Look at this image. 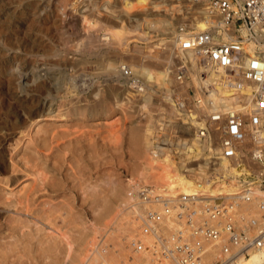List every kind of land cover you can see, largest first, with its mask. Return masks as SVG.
I'll list each match as a JSON object with an SVG mask.
<instances>
[{
    "label": "bare ground",
    "instance_id": "bare-ground-1",
    "mask_svg": "<svg viewBox=\"0 0 264 264\" xmlns=\"http://www.w3.org/2000/svg\"><path fill=\"white\" fill-rule=\"evenodd\" d=\"M68 2H69V0H59L56 4L57 11H59V9H58L59 7H62L61 13L64 14L63 9L65 11L64 6ZM167 2H168V4H167ZM114 3H116L120 6L119 11H113L112 10L113 8H115V6L113 5ZM88 4H91L93 6V10L91 9L92 10L91 12H89L88 14H85V11L83 8H87ZM161 4L167 5V7H162L163 8L162 9L163 14H161V12L159 13V11L156 13L153 11V13H155V14H152L153 18L151 20L148 18L145 19V17H144V21L142 23L138 24L139 27H142V29L140 28L142 30V32H141V34L138 35L139 37H142V40L147 41L148 39H150L149 33H150L151 29L154 32H159L161 34L160 36H162L160 38V41H162V42H160L159 44L157 43L156 45L152 46L154 49V51H152V53L143 54V52H142L143 58H147L150 61V62L148 61L150 64H148L147 67H142V69L140 70V69H137L135 66H133V64L128 63L129 61L126 62L124 60L123 61L121 60L120 62H118L116 64L112 61L107 60L105 72L107 71V74L110 76L112 74L117 75V77H115L116 78L115 81L116 80L118 81L120 77H123L124 69H126V67H128L131 70L132 76H135L136 78L139 79V83H138L136 90L134 92H136V94H138V95L135 94L136 99H137V101L142 102L141 108H144V109L147 106H150L149 103L152 102L151 97H152V95L154 96V93H152L153 88H151L150 83L155 84L157 82V85H160V87L161 86L163 87L162 89H160L161 94L163 92V94L165 96H167V94L169 92L171 93V95L169 97H167L168 98L167 100L168 101L170 100V101H169V103L167 102L168 104L165 103V104H167L166 105L167 107L165 108V110L167 111V115L171 118L170 120L173 119L174 123L170 122L173 124H175L177 122L181 123V120H183V122H185V120H186L187 123L193 125L194 127L198 126L194 117H191L189 119H181L175 110V98L177 97L176 94H180V93L184 92V90L190 85L195 87V93H196L195 98H196V100H198V102L195 103V105H197V107H199L197 109V115H200V113L207 115L206 113H208V115L211 116L212 114H215L217 112H225V111L230 110V109H236L240 112H243L244 114L249 113L248 111L251 108V102H250L251 97H252L251 92H252L253 88L251 86H245V85L242 88H239V90H240L239 92L241 94H243L244 96H247L246 99H243L242 102H239L238 101L239 100V98H238L239 94L236 93L233 83L230 84L229 81H227V80H225V78H223V75H222L223 73L218 69V67L211 66L210 64L203 66L202 62H199L196 59L193 51H188V50L187 51H179L177 48L178 37L179 36L183 37V35L179 34V30L178 29L176 30V28H174V30L172 32H170V28L173 26V23L170 21L171 19L169 17H172V14H174V13L177 14L178 12H180L179 7L182 6L181 4H185V5L191 4L190 8L189 9L187 8L186 11L184 12V13L188 12L189 14H191V17H193V20H192L193 24L188 23L186 25L187 31H194L196 33L197 32L198 33L204 32V30L206 31L207 30L206 28H208V24L213 23L215 17H212L211 15H209L210 16V18H209V16H208L209 13L207 12L208 10L204 4H202L196 0H79L76 4H72V6H70V7H71V11H73L74 13L78 12L79 22L81 24L80 31L83 32V34L86 36V39H87L86 40L87 44L84 47H86V48L90 47V46L93 47L94 45L102 47L104 45H107L108 47H110V46L111 47H110V50H107V51L105 50L106 53H110V52L114 53V49H115L114 46L115 45L117 48L119 47L118 49H120L121 47H124L123 45L128 40V37H129L128 35L130 33V30H131L123 22V19H121L120 14L122 13L123 16H124V14L128 16V15H130L131 11L135 8H139L140 10L145 12V11H147V7H149L150 5L153 6V8L160 10ZM80 5H81V7H80ZM82 9H83V11H82ZM102 9L109 13L108 14L109 17H112L113 19L117 20V21L113 20L115 26L111 25L110 27L109 26L106 27L105 25H103L105 28L100 27V26H99V28H97L98 25H96V24H98L99 21H97V17L95 18V16H96L95 12H96V10L100 11ZM60 10H61V8H60ZM89 11H90V9H89ZM216 24L217 23H215L214 25H216ZM92 29L94 32H97V33H98L97 30H103L104 31V33H101L102 36L97 35V37H99L98 39L100 40V41L97 40V44L94 43L95 38H94V34H92L93 32H91ZM105 29H107V30H105ZM97 33H95V34H97ZM163 35H166V36H163ZM186 36H189V35H186ZM233 36H234V33L229 34V33L224 32L223 37L221 39H214V40L216 41V43L221 44V43H224L225 41H229V39L233 38ZM167 38H169V40L166 41ZM95 41H96V39H95ZM101 41H103V42L105 41V43H103V42L100 43ZM93 43H94V45H93ZM252 45L253 44L249 42V43H246L244 47L246 50L249 51V50H251V48H253ZM8 47H9V45H8ZM174 49H177V53L179 54L180 58L185 59V60H187V63H190L187 65L188 67L190 66L189 68L192 71V73H190V75H191L190 81H185V82L180 83L176 79L174 80V76L171 73L170 68H169V66L171 64L170 58L173 55ZM86 51H85V53H86ZM98 51H97V53H98ZM138 51H139V49L136 48V46H134V50L132 51V53H135ZM90 52H92V51L90 50ZM127 52H131V51H127ZM129 55L132 56V54H130V53H129ZM133 55H135V54H133ZM135 56H138V55H135ZM136 59L138 61H140V58H136ZM85 62H87V61L85 60ZM55 63H52V64L57 65V68L48 67V68L38 69V66H37L36 69L31 68L28 72H24V69H22V67L21 68L16 67L17 69H14L12 66H10V68H6L8 70H4V72L1 73V75H0V172L4 171L6 174H8L10 172V171L8 172L9 166L6 167L8 164L5 165L7 160L5 162V159L3 156V153L6 151H4V150H3L4 152L1 151V148L4 146L3 145L4 142H6L8 139L6 136L7 131H10V130L13 131L16 128L18 130L25 128L28 131L30 129L31 125L33 126V124L37 118L43 117V116L44 117L49 116L50 112H54L56 110V107L59 106V105L56 106L57 100L54 101L53 97H49V92H51L50 90L54 89V91L58 90V92L60 93L59 89L61 87H64L65 77L67 75L65 76L64 73H62V70H65V69H60V64H58V63L55 64ZM61 66H63V65H61ZM93 68H95V67H93ZM153 70L156 71L155 74L157 72H159L160 75H162L163 79L162 80H155V79L151 78L150 77L151 73H149V72L153 71ZM201 70H203L205 72L206 77L201 78L199 76V72ZM67 77H69V76H67ZM193 82H194V84H197V86L194 85ZM237 82H238V80L234 81L235 84ZM169 85H171V89L169 88ZM141 86H142V88H141ZM69 89H70V87H68L66 90V93H63V94L64 95L68 94ZM111 91H112V88H111ZM55 92H57V91H55ZM124 92L130 93L129 89H127V88L124 89ZM109 93H110V91H109ZM111 94H112V92H111ZM186 97L190 100V98L188 96H186ZM116 98L117 97H115V99ZM73 102H74V100H73ZM101 103L102 102H100V104ZM57 104H61V103L58 101ZM76 104H78V103H75V105ZM105 104H107V103H105ZM73 106L74 105H72V106L70 105V107H73ZM103 106H104V103H103L102 107ZM106 106H108V105H106ZM77 107H78V105H77ZM77 107L70 108L68 111L69 112L73 111L72 113H74L77 110L79 111V109ZM97 108L98 107H96V109ZM85 109H86V107H85ZM85 109H83L84 110L83 112H85ZM103 110H104V108H103ZM163 110H164V108H163ZM98 111H100V110H98ZM112 111H114V108L110 106L108 109V113L110 114V113H112ZM65 112H66V110H65ZM78 113L81 116L80 111ZM148 115H150V114H148ZM162 118L163 117L161 114V117H158V120L159 119L162 120ZM164 118H166V117H164ZM164 118H163V121H160V122L165 123L166 121L164 120ZM167 119H169V118H167ZM150 122H151V124H150ZM110 127H111V125H110ZM154 127L155 126H153L152 121L148 120V121H145V124L143 125L142 129L140 127H136L131 134L132 146L136 152V159L138 160L137 161L138 163H137L136 169H135L136 176L134 178L129 179L126 186L122 185L123 187H120L119 185L121 183L118 184V188L114 187L115 184L112 185V182H108V183L105 182L107 186L102 187V192H103L102 194H104L103 197H100L98 195L100 193H98V192L95 193L93 191H90V193H88L89 194L88 198L91 199V201H92L91 203L99 205L100 211H98V212H97V210H96V212L94 211V213L92 215L93 219L91 221H89L90 223L88 225L86 224V222L85 223L81 222L83 232L79 233L78 237L75 238V237H72L71 235L64 234L63 238L66 241L64 243V249H63L62 253L59 252L60 255L62 254L61 259L55 258L52 260V258L50 256L51 254H55L53 252L55 250H57L56 244L54 246L49 245L47 248L42 249V252L40 253L39 256L46 262L45 264H118L121 260L124 262V264H154V261H156V258L154 256H152V254L148 250L149 245H152L153 236H152V234L148 235V234H145L143 232V228H144L143 221H144V218H146L148 212H159V213L162 212V209L164 208V204H162L160 202L159 198L165 199L166 202L169 203V208L172 211L170 214L173 215L174 212H173V208L171 207V204L177 203V200L179 199V196H181V195L182 196H190V195L200 196V195H204V194L210 195V196L222 195V196H231L229 198V199H231L233 197L232 195L237 194L239 192L240 184L238 182L237 177H235V174H237L238 170L234 169L233 166H231V168H229V166L231 165V164L229 165V162H225V164L229 165V166H227L224 169L222 168V170L220 171V174L222 177L221 180H216L214 177H209V175L206 174L205 168H204L206 162H197L198 165H197L196 172H193L191 174L189 173L190 171L188 170V163L196 161L202 157L203 158L206 157V156L204 157L206 147L204 146V144L202 143V140L197 135L196 130L190 129L189 126L187 125L186 128L188 131V135L186 134L187 136H184V137H182V135H181V139L179 141H177L176 147L174 148V150L176 152L172 153V150L169 149L170 147L160 146L159 144L154 143L159 138L157 136V134H155V131L153 130L156 128V127L155 128ZM25 129H24V131H25ZM55 131L57 132V130H55ZM14 132L15 131H13V133ZM41 132L47 134V136H45L43 134L44 137L40 140L39 143H37V138H35V137L32 138L30 136L28 137L30 139V140L28 139L29 143H31V145H33L34 148H36L38 153H40L43 150L42 148L47 146V144H48V146L46 147L47 150L45 149L46 152H48L52 148L57 147L56 149H58L60 147L58 145L55 147L52 146V144H55V143L57 144L59 142L58 140H57L58 142L54 141V137L57 136L56 133L53 134L52 130H51V132H47L43 129V127L38 128V133H41ZM68 132L70 133V131H68ZM76 133L77 132L75 131V133H72V135H74V134L76 135ZM27 134H28V132H26V135ZM168 134H170V133H168ZM168 134L166 135L167 138H169ZM10 136H12V135H10ZM67 137H69V136H67ZM67 137H65V138H67ZM71 137H73V136H71ZM68 140H69V138H68ZM110 140H112V139H110ZM70 141H72V138L70 139ZM73 141H74V139H73ZM167 142L170 143L171 145H173V143H174V142L171 143L169 141H167ZM8 143H10V142H8ZM29 143L25 145L26 148H24V149L28 150L27 145H29ZM88 143H89V141H88ZM70 144H73V142ZM17 146H18V144H17ZM71 148H73V147H71ZM80 148H82V147H80ZM15 149H17V148H15ZM36 150L34 149V151H36ZM57 151H58L57 153H61V151L59 149ZM46 152H44V153H46ZM66 152H67V149H66ZM27 153H28V151H27ZM41 154L42 153H40V156H41ZM62 154H64V153H61V155ZM45 155H47V154H45ZM67 155L69 156V154H67ZM81 155H83V154L81 153ZM73 156H74V154H73ZM48 158H46V159H48ZM62 158H63V156H62ZM62 158H61V160H62ZM75 158H76V156H75ZM24 159L26 160L25 155H24ZM24 159H22V160H24ZM37 159H38V156H37ZM46 159H44V160H46ZM68 159H71V158H68ZM65 160H66V158H65ZM32 162H33V160H32ZM80 162L82 163L81 160H80ZM39 163L42 164L41 161ZM25 164H26V162H25ZM34 164H36V163H34ZM34 164L32 165L33 167L35 166ZM45 164H47V162H45ZM36 165L38 166L39 164H36ZM59 165H61V164H59ZM77 166H78V164H77ZM34 168L37 169V167H34ZM59 168H60V166H59ZM14 169H16V167ZM54 169H56V168H54ZM12 170H13V167H12ZM25 170H27V169H25ZM69 170H70V168H69ZM72 170H73V168H72ZM39 171H41V169ZM49 171H46V172H49ZM79 171L81 173V170H79ZM187 171H189V172L186 173ZM198 171H200L202 173L201 176L197 175ZM46 172H44V173H46ZM31 173L34 174V172H31ZM0 174H2V173H0ZM36 174H38V170H37ZM61 174L62 173H60V175ZM44 175L48 176L47 173ZM83 175H84V173H83ZM40 177L42 178V175ZM7 178L8 177H6L4 179V178L0 177V184L8 185L9 180H11V182L14 180V178L10 177V175H9V179H7ZM46 178H44V179H46ZM55 178H56V176L54 174V178H52V180ZM58 180H60V179L58 178ZM66 180H68V179H66ZM62 181H63V179H62ZM84 181L87 182L86 179ZM92 181L93 180H91V182ZM212 181H213V183H212ZM15 182L17 183V181H13V184ZM91 182H89V186H90ZM35 183H36V181H35ZM69 183H70V180H69ZM38 184H41V183L38 182ZM56 184H57V182H56ZM62 185H61V188H62ZM29 186L31 187L32 185L30 184ZM142 186H144V190L141 189ZM40 187L42 188V186H40ZM66 187H68V186H66ZM66 187H64V188H66ZM22 188L24 190V186ZM64 188H62V189L65 191L66 189H64ZM70 188H71V186H70ZM76 188H78V187H76ZM29 189H32V188H28V190ZM78 189H80V188H78ZM78 189H73V190H75V192H77L76 190H78ZM27 191H25V193L28 196ZM53 191H51L50 193H52ZM80 191H81V189H80ZM142 191H144L143 195H146L145 199H142V197L140 195ZM11 192H13V191H11ZM32 192H33V190H32ZM32 192L30 193L29 196H32L31 195ZM44 192H45V190H44ZM48 192H49V190H48ZM54 192H57V191L55 190ZM85 192H86V190H85ZM37 193L39 194L38 190H37ZM18 194H19V192H18ZM18 194H16V196ZM35 194H36V192H35ZM27 196L24 197L23 199H21L23 196H20V200L18 199V201H15V199H13V200L15 201V203L18 202L17 204L23 205L22 203H24L23 207L29 208V202L30 201L28 202V200H30L31 198L30 197L28 198ZM34 197H35V195H34ZM63 197H65V196H63ZM98 197L101 198L100 203L98 201ZM12 198H14V197H12ZM7 200H10V199H8V197H7ZM13 200H10L11 204H12ZM37 200H34L33 202H35V201L38 202ZM68 200H70V199H68ZM3 201H4V199H3ZM4 202H6V201H4ZM43 202H45V201H43ZM63 202L65 203V201H62V203ZM69 202L70 201H68V203ZM48 203H49V201H48ZM91 203L89 205H91ZM11 204L10 203L7 204L6 205L7 208H9L8 206H10ZM69 204H71V202ZM69 204L67 206H69ZM100 204H102V205H100ZM2 205L3 204H1V206ZM64 205H66V204H64ZM33 206H36V205H33ZM46 206H47V204H46ZM59 206L57 205V206H55V208L56 207L59 208ZM5 207H4V209H5ZM99 207H97V208H99ZM32 208H34V207H32ZM60 208H62V207H60ZM253 208H255V206L250 207L249 205H245L244 203H241L239 206V209H238V213L243 215V216H246V215L248 216V215L255 212ZM0 209L2 210V208H0ZM9 209H11V208H9ZM9 209H5V210L8 211ZM14 209H16L15 205H14ZM1 210H0V212H1ZM58 211H60V209ZM21 212L16 211V212H12V214L13 213H19L20 214ZM25 212H26V210H25ZM34 212H35V210H34ZM23 214H25L24 211H23ZM27 215H29V214H27ZM14 216L16 217V214H14ZM37 216L35 217V219L38 218ZM52 217H54V216H51L50 218H52ZM59 217H61V216H59ZM22 218H24V217H21V219ZM4 219H6V218L4 217ZM19 219H20V217H19ZM45 219L48 220V217H46ZM27 220H28V218H27ZM161 220H164L166 223V219H161ZM161 220L157 221L155 223H152V225L155 226L157 232H160L161 234H163L166 239L170 238L174 233H176V230L181 227V225L179 223H176L174 221L173 222L170 221V219H168V217H167L168 223H166V224L164 222H162ZM2 222L3 221H1V216H0V232H1L2 228L6 226L7 229L6 228H4V229H6L9 232L8 237H10V238H13L14 234L18 233L22 228L25 229V227H26V225L22 222H21L22 224H21L20 228H18L17 222H14V221L12 222L10 220L7 222L6 225H4L5 223H2ZM27 222L30 223L29 221H27ZM32 223H30V224H32ZM74 223L76 224V222H74ZM36 224H38V223H36ZM76 226H78V225H76ZM24 229H23V232H24ZM28 229H26V230H28ZM59 232L60 231H58V233ZM69 232H71V231H69ZM0 235L2 236V234H0ZM35 235L36 234H34V236ZM31 236L34 237L33 235H31ZM39 236H37V237H39ZM15 237L18 238L17 236H15ZM16 238H14V239H16ZM137 240H139L143 244V248L139 252H134L132 250L130 244L132 243V241H137ZM17 241L24 242V241H22V239L17 240ZM36 241H38V239H36ZM26 243L27 242H25V244ZM34 248H35V246H34ZM28 249L27 248L24 249V250H26V252L20 254L19 255L20 258L25 256V255L27 256L28 254H30V256H31V253H29L30 251ZM16 253H20V249L18 248L17 244L10 243V244L0 245V264H5L6 260L9 258V256L13 257L12 254H16ZM130 257H132L133 259L129 263L128 261H129ZM34 258H36V256ZM30 259H33V258H30ZM34 261L36 262V259ZM262 263H264V257H262L260 254H255V253L251 254L249 257H246L240 261V264H262Z\"/></svg>",
    "mask_w": 264,
    "mask_h": 264
},
{
    "label": "rangeland",
    "instance_id": "rangeland-1",
    "mask_svg": "<svg viewBox=\"0 0 264 264\" xmlns=\"http://www.w3.org/2000/svg\"><path fill=\"white\" fill-rule=\"evenodd\" d=\"M58 1L59 0H0V75H1V73L4 72V70H8L6 68H10V66H12L14 69L22 67V69H24V72H28L31 68L36 69L37 66H38V69L48 68V67L57 68V65L52 64V63L56 62V63L60 64V69H65V70H62V73H64L65 76L66 75L69 76V77H67V76L65 77V85H64V87H61L59 89L60 93L58 92V90H55V91H57V92H55L54 89L50 90L51 92H49V97H53L54 101L57 100L56 106L59 105L62 109L58 106V107H56V110H55L56 112L55 111L50 112L49 116H46V117L43 116V117L37 118L35 120L33 126L31 125V127L28 131L25 128H22L20 130H18L16 128L13 130V131H15L14 133L12 130L7 131L6 136L8 139L6 142H4V144H3L4 146L2 145L3 147L1 148V151L2 152L6 151L3 153L5 162L7 160L5 165L8 164L6 167L9 166L8 172L10 171L9 173L8 172L7 173L10 175V177L14 178L13 181H17V183L15 182L13 184V181L11 182V180H9L8 185L0 184V203L3 204L2 205L3 207L0 204V208H2V210L0 209L1 210V212H0L1 221H3L2 223H5L4 225H6L7 222L10 220L12 222L13 221L17 222L18 228H20L22 223H24L26 225L25 229L22 228L18 233H16L17 235L14 234L13 238L8 237L9 232L6 230L7 229L6 226L2 228V230L0 232V234H2V236L0 235V245L15 243V244H17L18 248L20 249V253L12 254L13 257L9 256V258L6 260L5 264H26V263L27 264H45L46 262L39 255L42 252V249L47 248L49 245L54 246L55 244H56L57 250H55L53 252L55 254H51L50 256H51L52 260L55 258L61 259L62 254L60 255L59 252L62 253V251L64 249V243L66 241L63 238L64 234L71 235L72 237H75V238L78 237V234L83 232L82 231V223L86 222V224L88 225L90 223L89 221H91L93 219L92 215H93L94 211L95 212H96V210H97V212L100 211L99 205L91 203L92 201H91V199L88 198V196H89L88 193H90V191H93L95 193L98 192V193H100L98 195L100 197H103L104 194H102L103 193L102 187L107 186L106 183L112 182V185L115 184L114 187H117V188H118V184L121 183L119 186L123 187V186H126L129 179L134 178L136 176L135 169H136V165L138 163L137 162L138 160L136 159V152L133 149L132 142H131V134H132L133 130L136 127H140L142 129L143 125L145 124V121L151 120L153 123V126L156 127V128L154 127L155 129H153V130L155 131V134H157V129L160 127V125H162V124L163 125L164 124H173L174 123L173 119L170 120L171 118L167 115V111L165 110V108L167 107L166 105L170 101V100L169 101L167 100L168 99L167 97H169L171 95V93L169 92L167 94V96H165L163 94V92L161 94L160 89H162L163 87L162 86L160 87V85H157V82L155 84L150 83L151 88H153L152 93H154V96L152 95L153 98L151 97L152 102L149 103L150 106H147L144 109V108H141L142 102L137 101V99H136V96H135L136 92H132L131 90H129L130 93L124 92L125 87L121 83H119V81H117V80L115 81V79H116L115 77H117V75L112 74L110 76L107 74V71L105 72L107 60L112 61L116 64L118 62H120L121 60L122 61L124 60L126 62L129 61L128 63L133 64V66H135L137 69H140V70L142 69V67H147L148 64H150L149 63L150 61L147 58H143L142 52H143V54L152 53V51H154L152 46L156 45L157 43L159 44L160 42H162V41H160V38L162 36H160L161 34L159 32H154L151 29L150 33H149L150 39H148L147 41L142 40V37L138 36L142 32V30H141L142 27H139L138 24L142 23L144 21V17H145V19L148 18L151 20L153 18L152 14H155L158 11H159V13L161 12V14H163V10H162L163 8L162 7H167V5L161 4L160 10L155 9V8H153V6L150 5L149 7H147V11H145L146 13L143 12L142 10H140L139 8L133 9L131 11L130 15H128V16L125 14L123 16V14L121 13L120 14L121 19H123V22L127 25V27H129V29H131L130 33L128 35L129 36L128 40L123 45L124 47H121L122 49L121 48L118 49L119 47L117 48L115 45L114 46V48H115L114 53L113 52L112 53L111 52L106 53L107 50H110L111 46L108 47L107 45H104L101 47V46L94 45V43L97 44V40H99L98 39L99 37H97V35L102 36L101 33H104L103 30H97L98 31V33H97V32H94L92 29L91 32H93L92 34H94V38L96 39V41H95V39L93 38L94 39V43H93L94 46L93 47H91V46L87 47L88 49L86 47H84L87 44V41H86L87 39H86V36L83 34V32L80 31L81 24L79 22L78 12L74 13L73 11H71V7H70V6H72V4H76L79 0H69V2H68L69 4L67 3L64 6V8H65V11L63 9L64 14L61 13L62 7L58 8L59 11H57V9H56V4ZM167 4H168V2H167ZM113 5L115 6V8L112 9L113 11H119L120 10V6L118 4L114 3ZM181 5L182 6L179 7L180 12H178L177 14L174 13V14H172V17H169L171 19L170 21L173 23V26L170 28V32H172L174 30V28H176V30H177L179 24L184 22V21H188L186 24H188V23L193 24V21H192L193 17H191V14H189L188 12L184 13L187 8L188 9L190 8L191 4L190 5L181 4ZM80 7H81V5H80ZM60 8H61V10H60ZM88 8L90 9V11ZM83 9L85 11V14H88L89 12H91L93 10V6L91 4H88L87 8H83ZM83 9H82V11H83ZM153 11L155 13H153ZM95 13H96L95 18L97 17V21H99L98 24H96V25H98L97 28H99V26L104 27L103 25H105L106 27H108V26L110 27L111 25L115 26L114 21H117V20L113 19L112 17H109V15H108L109 13L107 11H104L102 9L100 11L96 10ZM105 30H107V29H105ZM95 33H97V34H95ZM163 36H166V35H163ZM167 40H169V38H167L166 41ZM102 42L103 41H101L100 43H102ZM103 43H105V41ZM8 45H9V47H8ZM134 46H136V48H138L139 51L132 53V51L134 50ZM90 50L92 52H90ZM126 50L131 51V52H127ZM85 51H86V53H85ZM97 51H98V53H97ZM129 53L132 54L133 57L130 56ZM133 54L138 55V56H135ZM136 58H140V61H138ZM85 60L87 62H85ZM61 65H63V66H61ZM93 67H95V68H93ZM155 72H156L155 70L150 71L149 72V73H151L150 77L155 79V80H162L163 79L162 75H160L159 72H157L155 74ZM193 84H194V82H193ZM194 85L197 86V84H194ZM68 87H70V89L68 91V94H65L66 95L65 96L63 93H66V90ZM111 88H112V91H111ZM169 88L171 89V85H169ZM109 91H110V93H109ZM111 92H112V94H111ZM136 95H138V94H136ZM115 97H117V98L115 99ZM73 100H74V102H73ZM58 101L61 104H57ZM100 102H102L101 103L102 105L104 103L103 107L100 104ZM75 103H78V104L75 105ZM105 103H107V104H105ZM165 103H167V104H165ZM70 105L71 106L74 105L73 107H77V105H78L77 108L79 109L81 116L79 115L78 110L74 112L75 114L72 113L73 111L69 112L68 110L70 108H73V107H70ZM106 105H108V106H106ZM110 106L114 108V111H112V113L109 114L108 109ZM85 107H86V109H85ZM96 107H98V108L96 109ZM103 108H104V110H103ZM163 108H164V110H163ZM83 109H85V112H83L84 111ZM65 110H66V112H65ZM98 110H100L101 112ZM148 114H150V115H148ZM161 114H162L163 118L166 117V118H164V120L166 121L165 123L160 122V121H163V118H162V120H160L161 118L158 120V117H161ZM167 118H169V119H167ZM170 122H173V123H170ZM150 124H151V122H150ZM110 125H111V127H110ZM41 127H43V129L47 132H51V130H52L53 134L56 133L57 136L54 137V141L55 142L59 141V142L57 144L56 143L52 144V146L53 147H55L57 145L60 146L58 149L61 151V153H64V154L61 155V153H57L58 152L57 151L58 149H56L57 147L52 148L48 152H46V150H47L46 147L48 146V144H47V146H45L43 148L41 147L44 151L42 150L40 152V153H42L40 156V153L37 152L36 148H34V146L31 145V143H29L28 137L30 136L32 138H34V137L37 138V143H39L40 140L44 137V135L47 136V134H45V133H42V132L38 133V128H41ZM24 129H25V131H24ZM55 130H57V132ZM68 131H70V133ZM75 131L77 132L76 135L75 134L72 135V133H75ZM26 132H28L29 135L28 134L26 135ZM10 135H12V136H10ZM64 136L65 137L69 136V137L65 138ZM71 136H73V137H71ZM70 137L72 138V141H70V139H71ZM68 138H69V140H68ZM73 139H74V141H73ZM110 139H112V140H110ZM88 141H89V143H88ZM8 142H10V143H8ZM69 142L70 143L73 142V144H70ZM28 143H29V145H27L28 150L24 149V148H26L25 145ZM17 144H18V146H17ZM14 147L17 149H15ZM71 147H73V148H71ZM80 147H82V148H80ZM65 148L67 149V152H66ZM34 149L36 151H34ZM26 150L28 151V153ZM44 152H46V153H44ZM66 153L69 154V156ZM81 153L83 155H81ZM45 154H47V155H45ZM73 154H74V156H73ZM24 155L26 157V160L24 159ZM37 156H38V159H37ZM62 156H63V158H62ZM75 156H76V158H75ZM48 157L49 158L51 157L50 158L51 160ZM46 158H48L49 160ZM61 158L63 161L61 160ZM65 158H66V160H65ZM68 158H71V159H68ZM22 159H24V160H22ZM44 159H46V160H44ZM32 160L34 163L39 164V165L37 166L36 164H34L32 162ZM80 160L82 161V163L80 162ZM40 161L43 165L39 163ZM25 162H26V164H25ZM45 162H47V164H45ZM33 164L35 165L34 167H37V169L32 166ZM59 164H61V165L63 164V165L61 166ZM77 164H78V166H77ZM59 166H60V168H59ZM12 167H13V170H12ZM15 167H16V169H14ZM68 167L70 168V170ZM24 168L27 170H25ZM54 168H56V169H54ZM72 168H73V170H72ZM40 169H41V171H39ZM78 169L81 170V173ZM37 170H38V174H36ZM43 171L44 172L49 171L50 173L46 172L48 175V176H46V175H44L46 173H44ZM31 172H34V174ZM0 173H2V174H0L1 175L0 177H2L4 179L6 177H8L7 179H9V175L6 174L4 171L0 172ZM60 173H62V174L60 175ZM83 173L85 176L83 175ZM54 174H55L56 178L52 180V178H54ZM35 175L36 176L38 175V176L36 177ZM41 175H42V178L40 177ZM197 175L201 176L202 173L200 171H198ZM44 178H46V179H44ZM58 178L60 180H58ZM61 178L63 179V181ZM65 178L68 180H66ZM85 179L87 180V182L84 181ZM69 180H70V183H69ZM91 180H93V181L91 182ZM35 181H36V183H35ZM37 181L41 184H38ZM88 181L91 182L90 186H89ZM56 182H57V184H56ZM30 184L32 185L31 187L29 186ZM61 185H62V188L66 187V186H68V187L64 188V189H66L64 191L61 188ZM23 186H24V190L22 188ZM40 186H42L43 189ZM70 186L72 189L70 188ZM76 187L80 188L81 191H80V189H78ZM28 188H32V189L28 190ZM46 188L49 190V192ZM73 189H78L79 191L76 190L77 192H75V190H73ZM32 190H33V192H32ZM37 190H38L39 194L37 193ZM44 190H45V192H44ZM53 190L54 191L56 190L57 192H54ZM85 190H86V192H85ZM11 191H13V192H11ZM25 191H27L28 196L25 193ZM30 191L32 192V194H31L32 196H29L31 193ZM51 191H53V192L50 193ZM18 192H19V194H18ZM35 192H36V194H35ZM16 194H18V195L16 196ZM34 195H35V197H34ZM20 196H23L21 199H23L26 196L28 198L30 197L32 199V200L31 199L28 200V202L32 201L31 203L29 202V208L23 207L24 203H22L23 205L17 204L18 202L15 203V201H18V199L20 200ZM63 196H65V197H63ZM7 197L10 200L15 199V201L13 200V202L11 204V201L7 200ZM12 197H14V198H12ZM100 197H98L99 203H100V199H101ZM67 198L70 200H68ZM3 199L6 202H4ZM34 200H37L38 202H36V201L33 202ZM43 201H45V202H43ZM48 201L50 204L48 203ZM62 201H65V203L64 202L62 203ZM68 201H70L71 204H69L70 202L68 203ZM88 201L91 203V205H89L90 203ZM9 203L11 205L8 207L11 209L7 208V206H6ZM46 204L49 208L46 206ZM64 204H66V205H64ZM68 204H69V206H67ZM14 205H15L16 209H14ZM33 205H36V206H33ZM57 205L58 206L60 205L59 208L58 207L55 208V206H57ZM100 205H102V204H100ZM4 207H5V209H9V210L6 211L4 209ZM32 207H34V208H32ZM60 207H62V208H60ZM97 207H99V208H97ZM59 209H60V211H58ZM25 210H26V212H25ZM34 210H35V212H34ZM16 211L17 212L22 211V212L20 214L19 213H13L12 214V212H16ZM23 211L25 214H23ZM14 214H16V217L14 216ZM27 214H29V215H27ZM36 216L38 217V218H36L37 220L35 219ZM51 216H54V217L50 218ZM59 216H61V217H59ZM4 217L6 219H4ZM19 217H20V219H19ZM21 217H24V218L26 217V218L21 219ZM46 217H48V220L45 219ZM27 218H28V220H27ZM26 220L29 221L30 223L33 222L34 224L33 223L30 224ZM74 222H76V224ZM36 223H38V224H36ZM76 225H78V226H76ZM4 228H6V229H4ZM23 229H24L25 233L23 232ZM26 229H28V230H26ZM58 231H60V232L58 233ZM69 231H71V232H69ZM34 234H36V235L34 236ZM31 235H33L34 237H32ZM15 236H17L18 238H16ZM37 236H39V237H37ZM14 238H16L17 240L22 239V241H24V242L17 241ZM36 239H38V241H36ZM25 242H27V243L25 244ZM34 246H35V248H34ZM26 248L27 249L29 248L28 250L30 251L29 253H31V256H30V254H28L27 256L24 254L25 256L20 258L19 255L22 253H25L26 250H24V249H26ZM35 256H36V258H34ZM30 258H33V259H30ZM35 259H36V262L34 261Z\"/></svg>",
    "mask_w": 264,
    "mask_h": 264
},
{
    "label": "built area",
    "instance_id": "built-area-1",
    "mask_svg": "<svg viewBox=\"0 0 264 264\" xmlns=\"http://www.w3.org/2000/svg\"><path fill=\"white\" fill-rule=\"evenodd\" d=\"M196 1L205 5L208 16L215 17L214 21L201 33L187 31L188 21L180 23L178 30L183 37H178V50L193 51L203 66L218 67L223 78L233 83L239 102L247 98L239 88L251 86V108L246 114L230 109L211 116L208 113L197 115L195 87L190 85L184 92L176 94L175 110L181 119L194 117L198 126L194 127L186 120L162 124L157 129L159 138L154 143L168 146L175 153L181 135L188 134V125L196 130L206 147V157L188 163L190 172L186 173L196 172L197 162H206V174L221 180L220 171L231 164L229 168L233 166L238 170L235 177L240 184L239 192L231 199V196L222 195H181L177 203L171 204L173 215L169 203L159 198L164 208L160 213L148 212L143 221V232L153 236L148 250L156 258L154 264H240L253 253L264 257V0ZM224 32L234 33L233 38L216 43L214 39H221ZM249 42L253 48L248 51L244 46ZM170 59L169 68L174 80L190 81L192 71L187 66L190 63L179 57L177 49ZM199 76L204 78L206 74L201 70ZM118 81L132 92L139 83L128 67ZM167 141L174 143L171 145ZM141 189L144 190V186ZM143 194L144 191L140 195L145 199ZM241 203L255 206V212L248 216L239 214ZM167 217L181 225L168 239L152 225L161 219L168 223ZM130 245L134 252L143 248L139 240ZM132 259L130 257L128 262ZM118 264L124 262L121 260Z\"/></svg>",
    "mask_w": 264,
    "mask_h": 264
}]
</instances>
